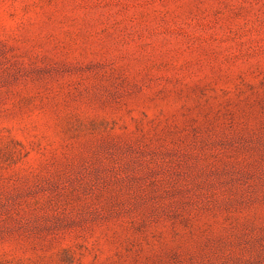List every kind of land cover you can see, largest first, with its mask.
I'll return each instance as SVG.
<instances>
[{
	"label": "rangeland",
	"instance_id": "374dc122",
	"mask_svg": "<svg viewBox=\"0 0 264 264\" xmlns=\"http://www.w3.org/2000/svg\"><path fill=\"white\" fill-rule=\"evenodd\" d=\"M0 264H264V0H0Z\"/></svg>",
	"mask_w": 264,
	"mask_h": 264
}]
</instances>
